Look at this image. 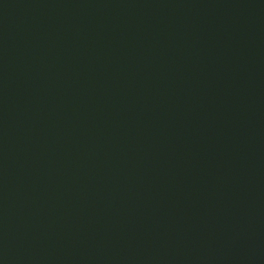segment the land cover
Segmentation results:
<instances>
[{
  "label": "water",
  "instance_id": "obj_1",
  "mask_svg": "<svg viewBox=\"0 0 264 264\" xmlns=\"http://www.w3.org/2000/svg\"><path fill=\"white\" fill-rule=\"evenodd\" d=\"M0 264H264V0H0Z\"/></svg>",
  "mask_w": 264,
  "mask_h": 264
}]
</instances>
